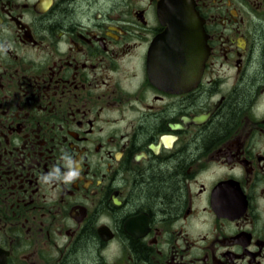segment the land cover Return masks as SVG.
Wrapping results in <instances>:
<instances>
[{"label": "flooded vegetation", "instance_id": "flooded-vegetation-1", "mask_svg": "<svg viewBox=\"0 0 264 264\" xmlns=\"http://www.w3.org/2000/svg\"><path fill=\"white\" fill-rule=\"evenodd\" d=\"M191 2L200 72L163 0H0V264H264V0Z\"/></svg>", "mask_w": 264, "mask_h": 264}, {"label": "water", "instance_id": "water-1", "mask_svg": "<svg viewBox=\"0 0 264 264\" xmlns=\"http://www.w3.org/2000/svg\"><path fill=\"white\" fill-rule=\"evenodd\" d=\"M165 14L163 21L166 29L162 38L167 48L187 50L186 58L197 59L198 64L204 58L203 34L191 0H163Z\"/></svg>", "mask_w": 264, "mask_h": 264}, {"label": "clouds", "instance_id": "clouds-1", "mask_svg": "<svg viewBox=\"0 0 264 264\" xmlns=\"http://www.w3.org/2000/svg\"><path fill=\"white\" fill-rule=\"evenodd\" d=\"M3 49H0L2 52ZM81 175L74 158L68 152L61 150L60 162L54 165L47 173L39 176V181L45 185L63 184L69 185L75 182Z\"/></svg>", "mask_w": 264, "mask_h": 264}, {"label": "rangeland", "instance_id": "rangeland-1", "mask_svg": "<svg viewBox=\"0 0 264 264\" xmlns=\"http://www.w3.org/2000/svg\"><path fill=\"white\" fill-rule=\"evenodd\" d=\"M92 256V255H91Z\"/></svg>", "mask_w": 264, "mask_h": 264}]
</instances>
